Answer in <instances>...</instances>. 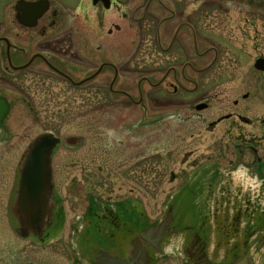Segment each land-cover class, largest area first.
I'll return each instance as SVG.
<instances>
[{"label":"flooded vegetation","instance_id":"af4514ba","mask_svg":"<svg viewBox=\"0 0 264 264\" xmlns=\"http://www.w3.org/2000/svg\"><path fill=\"white\" fill-rule=\"evenodd\" d=\"M251 1L11 0L14 24L18 28L10 33L8 22L0 17V73L4 69L17 79V75L24 71L22 76L29 75L31 81L36 79L44 84L57 83L74 89H89L87 94L93 98H97L102 87L109 99L128 98L134 103L144 100V82L155 89L163 87L165 91L167 85H179L180 90L195 93L197 96L194 100H199L196 105L204 103L206 111L212 104L208 96L209 89L197 92L201 78L193 74L195 71H205V64L199 63L205 62L207 52H214L215 48L222 51L224 48H220L222 38L214 37L209 26L214 27L218 23L227 26L231 7ZM87 4L91 5L89 19L92 22L87 24L85 21L82 26L80 21L76 22L75 17L71 16V11L79 15L84 10V19L87 16ZM45 5L47 8L44 10ZM110 10L115 15V21L110 23L111 27L104 34L102 24ZM101 19L103 22H100V26ZM130 35L137 37L134 50H141L140 47L146 46L148 42V47L163 57L161 62L166 58L164 62L168 63L158 78L161 68L140 71L148 73L134 81L137 84V99L130 93ZM157 59L160 60V57ZM187 83L193 86L189 87ZM179 88L173 86L172 94L175 95ZM161 97L150 98L152 111L159 110L155 105L163 103ZM248 98L249 93H245L242 100H233V105H237L238 109L230 107L227 112L212 119L205 117L206 130L212 131L216 127L221 130V135L211 140L215 151H210L211 156L205 161V174L214 168L211 173L221 177L216 184L218 200L213 202L211 210L215 212L214 219L211 213L205 218L190 188L184 187L188 176L182 177L165 206H161V212L154 218L147 212L139 192L134 195L132 189L121 194L120 188L116 190L119 192L117 197H113L112 182L109 185L102 184L97 179L98 174H103L105 178L109 173L67 174L59 187L54 171L57 150L64 143L68 147L82 145H74L72 143L75 140H69L58 145L53 153L54 212L52 224L43 237H58L61 228L67 223V196L72 201L69 208L82 210L74 218L76 221L70 223L74 228L72 249L76 264H112L108 259H116L113 264H125L128 259H138L140 264H146V261L153 264L159 255L173 245V237L181 240L180 246H177L186 253L191 264H207L208 260L210 264H264V203L245 197V204H241L231 197L239 198L240 195L233 183L235 172L242 171L264 180V158L259 151L264 147V114L253 118L242 111L240 107ZM178 103L183 101L179 100ZM148 110L143 109L147 115L144 114L143 121L140 119L132 125L133 131L137 129L139 133L143 132L142 127L146 123L152 122L155 126L160 121L161 112L151 115ZM95 128L96 124L92 129ZM0 136L4 137L3 134ZM91 143L101 147L104 145L102 149L105 147L107 150L108 143L97 141L96 138ZM246 154H250L248 157L252 160L241 162H253V169L245 164L228 165L231 160H239ZM230 155H233L231 160H227ZM222 166L226 167L222 169ZM18 176L16 170L6 201L7 219L12 230L17 225L11 209ZM172 176L174 181L177 176ZM69 181L76 185L70 192L63 186ZM80 200H85L83 209L78 206L83 202L78 203ZM190 221H195V224L189 226ZM5 260L6 264H25L19 262L17 252H10Z\"/></svg>","mask_w":264,"mask_h":264},{"label":"rangeland","instance_id":"374dc122","mask_svg":"<svg viewBox=\"0 0 264 264\" xmlns=\"http://www.w3.org/2000/svg\"><path fill=\"white\" fill-rule=\"evenodd\" d=\"M251 2L232 6L229 10V21H226L227 26L219 23L214 24V27L209 26L214 37L223 39L220 48H224L222 51L216 48L214 52H207L205 62L199 63L205 64V71H195L193 74L201 78L197 92L209 89L208 96L212 104L206 111H197L195 106L199 100H194L197 95L180 90L179 85H167L165 91L163 87L155 89L144 82V100L134 103L128 98L109 99L107 91L102 87L99 88L97 98H93L87 94L89 89L85 91V88L74 89L71 85L67 87L57 83L44 84L36 79L31 81L29 75L22 76L24 71L15 79L3 69L0 73V95L9 100L11 110L0 123V134L4 135L0 136V264H6L5 257H8L10 252H17L19 262L25 264H76L72 249L74 228L70 223L82 210L68 207L72 202L70 197L65 196L68 200L67 223L61 226L59 236L54 239L53 236L42 241L23 239L11 229L7 219L6 201L21 157L30 141L48 130L60 136L76 135L85 139V143L80 147H68L67 143H64L57 150L54 171L59 187L60 181L67 174L72 176L80 172L109 173L105 178L103 174H98L97 179L102 184L109 185L112 182L113 197H117L119 192L116 190L120 188L121 194L122 191L125 193L126 190L129 192L133 189L134 195L142 194L146 210L154 218L161 212V206H165L182 177L188 176L184 187L190 188L195 196V203L205 218L211 213L214 219L215 212L211 210L213 202L218 200L216 184L221 177L211 173L214 168L207 170L206 175L205 161L211 156L209 152L215 151L211 140L221 135V130L218 127L212 131L206 130L205 117L212 119L227 112L228 108L235 107L233 100H242L245 93H249V98L241 105L242 111L253 118L264 114V71L256 70L253 65L255 59L264 57V0ZM11 5V0H0V17L8 22L6 24L11 28L10 33L18 28L17 24H14ZM86 11L87 16L84 19V10L79 15L71 11V16L75 17L76 22L80 21L82 26L85 21L89 24L92 22V19H89L92 14L90 4L86 5ZM114 17L110 10L105 23L102 24L104 34L107 28L111 27L110 23L115 21ZM100 22L103 20H99L101 26ZM136 38L135 35H130L129 38L130 93L135 98L138 97V90L134 81L138 80L140 75L148 73L140 71L161 68V73L157 74L158 78L168 64L164 62L166 58L161 62L163 57L148 47V42L146 46L140 47L141 50H134ZM214 57L216 58L213 61ZM186 85L193 86L189 83ZM173 86L179 88L175 95L172 94ZM153 96H162L163 100L162 104L155 105L159 108L156 111H152L150 98ZM170 99L174 102H170ZM179 100L183 103H178ZM94 108L97 110L93 111ZM146 108H149L151 115L161 112L163 115L160 116V121L155 126L152 122L146 123L145 127H142L143 132L139 133L137 129L133 131L132 125L140 119L143 121L144 114L147 115L143 113ZM235 109H238L237 105ZM95 124L96 128L92 129ZM95 138L97 141L108 143V151L105 147L102 149L104 145L101 147L91 143ZM259 151L264 158V147ZM249 155L246 154L239 160H231L233 155H230L227 157V160H231L228 165L245 164L253 169V162H241L252 160ZM236 157L239 158L238 155ZM225 167L222 166V169ZM173 174L177 176L174 181ZM262 175L264 176V173ZM93 177L96 179V176ZM234 178V184H239L236 175ZM74 185L69 181V184L65 182L63 186L70 192L76 187ZM231 197L232 200L245 204L242 196ZM81 201L82 204L78 206L83 209L85 200L78 203ZM194 224L195 221L188 222L189 226ZM171 242L173 247L159 255L156 264H185L186 259L181 253V247H176L180 246L181 240L173 237Z\"/></svg>","mask_w":264,"mask_h":264},{"label":"water","instance_id":"95a60500","mask_svg":"<svg viewBox=\"0 0 264 264\" xmlns=\"http://www.w3.org/2000/svg\"><path fill=\"white\" fill-rule=\"evenodd\" d=\"M255 66L264 69V59H258ZM199 105L198 108H202ZM10 105L5 97H0V121L8 113ZM59 138L52 133H43L29 145L20 168L17 196L13 213L18 219L17 231L22 237L31 234L42 237L51 223L53 215V181L51 157ZM162 230V229H161ZM115 263L116 259H108ZM148 263V261H146ZM125 264H140L138 259L125 260Z\"/></svg>","mask_w":264,"mask_h":264}]
</instances>
